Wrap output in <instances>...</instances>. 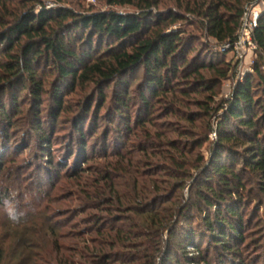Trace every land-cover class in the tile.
I'll list each match as a JSON object with an SVG mask.
<instances>
[{
  "label": "trees",
  "instance_id": "obj_1",
  "mask_svg": "<svg viewBox=\"0 0 264 264\" xmlns=\"http://www.w3.org/2000/svg\"><path fill=\"white\" fill-rule=\"evenodd\" d=\"M261 1L190 0L182 3L176 0L177 8L159 9L160 0H107L109 6L135 9V12L120 13L97 11L92 7L83 12L61 6L49 8L39 4L38 0H0V123L5 126L3 133L7 134L12 127L10 114L20 112L17 102L22 93L29 92L33 109L38 112L41 96L47 93L45 83L49 77L54 78L47 83L51 86L54 110L63 109V91L72 93L77 88L86 90L92 87L96 98L105 101V92L110 89L113 110L108 117L112 119L120 139L131 132L129 109L132 97L129 91L131 81L139 74L140 85L135 99L142 110L138 111L135 120L146 133L145 146L149 148L162 142L164 149L174 151L184 159L183 166L168 151L164 153L166 156L163 159L169 160L175 168L174 172L190 167L199 172L197 182L203 181L196 187L193 203L181 209L180 203L175 202L167 209L165 203H172L159 192L154 194L151 202L139 198L138 194L132 198L129 194H120L115 179L136 171L134 166L129 165L131 160L127 161V165H112V170L111 167L104 168L99 180L94 183L98 189L92 197L86 198L87 202L99 209L105 207L134 214L139 217L138 224L130 219L127 222L131 227L126 232L116 226L122 220H115V216L109 217L111 220L105 226L93 219L97 240L89 247L82 244L81 250L70 248L73 257L85 259L87 264L117 261L126 264L128 255L122 253L131 251L132 229H146L149 235L158 236L161 241L154 245L161 247L165 244L163 233L171 228L179 210L184 221L177 234L179 243L172 245L174 229H171L165 245L167 256L160 254L164 264H225L227 259L233 261L232 258L237 256L234 245L242 241L245 224L241 212L245 204L243 192L246 191L242 175L245 173L258 179V189L264 193V8L256 15L252 29L256 46L253 73L235 76L230 93L216 108H211V102L217 94L216 86L233 70L231 63L226 62L229 52L221 50L225 46L231 47L237 40L246 9ZM187 27H194L197 34L212 43L202 42L201 38L187 32ZM182 83L184 87L177 88ZM175 90H179L180 97L190 94L204 96L198 102L196 112L185 111L180 116L192 129L199 118H202L206 128H209L210 119L215 118L213 134L216 143L209 150L210 159L207 162L196 154V161L189 166L185 157L190 156L192 151L187 150V146L176 147L179 142L164 140L157 132L152 138L151 132L145 128L152 124L151 102L159 99L164 102ZM5 98L7 101H4ZM91 102L88 99L82 105L83 116L88 114ZM169 109L166 110L167 116H178L175 110ZM39 117V112L33 114L30 130L37 137L40 148L46 152L48 146L42 145L50 144V141ZM82 121L78 120L74 129L84 156L85 145L81 144L84 133L78 128ZM188 136L185 142L194 144L195 140L191 139L195 137ZM202 145H193V150ZM147 148L141 152H146ZM122 155L118 157L125 161ZM164 167L161 171L171 174L169 179H176L170 184L171 188L175 186L174 194L183 188L187 179L193 178L186 171L183 179H177L170 168ZM77 171L82 172L83 169ZM124 187L127 188L126 185ZM4 199L0 195L1 203ZM133 201L136 204H132ZM158 205L163 208L162 214L157 212ZM191 210L197 211L198 215L190 216ZM8 233H0V264H37L31 254L23 253L31 249L29 242L19 240L21 244L17 246H6ZM76 237L81 240L80 234ZM40 241L45 242L44 239ZM205 244L206 250H201ZM57 245L55 240L52 243L55 248L46 251L49 262L76 264L63 259L66 256L62 255ZM79 245L76 244L77 247ZM159 247L152 249L159 253ZM20 248L23 252H19ZM38 248L45 253V243ZM187 248L192 249L195 256H191ZM210 252L215 257L212 260L209 259ZM173 253L175 260L170 259ZM43 257L45 260V255ZM152 262L155 264L154 260Z\"/></svg>",
  "mask_w": 264,
  "mask_h": 264
},
{
  "label": "rangeland",
  "instance_id": "obj_2",
  "mask_svg": "<svg viewBox=\"0 0 264 264\" xmlns=\"http://www.w3.org/2000/svg\"><path fill=\"white\" fill-rule=\"evenodd\" d=\"M175 1L160 0L159 9L177 8ZM179 1L182 3L190 2V0ZM55 2H59V4ZM38 3L49 8L61 6L73 8L80 12L87 11L91 7L97 11L135 12L133 7L109 6L107 0H38ZM249 8L251 19L254 20L255 14L264 8V0ZM186 29L187 32H192L201 38L202 42L210 41L197 34L194 27H187ZM210 42L212 43V41ZM254 60L255 57L250 53L241 58L233 56L231 53L227 55L226 62L231 63L230 67L233 70L227 74L225 80L216 86L217 94L211 102V108H216L220 101L224 100L230 93L235 76L243 77L253 73ZM262 70L264 71V67ZM53 80L54 78L48 77L46 82L51 83ZM47 83H45V92L47 93L41 96L38 112L42 129L50 141V144H43L42 146L46 148L48 146V151L45 152V149H41L37 137L31 134L30 123L33 114L38 112L33 109L34 103L28 91L22 93L17 102L20 112L10 114L12 127L9 130L6 129L8 130L7 134L5 131L3 133L5 126L2 122L0 123V195L5 197L3 202H0V225L4 226V228L0 227V233L9 232L6 246L9 248L10 246H17V244H21L19 240L23 243L29 242L31 249L23 252V248H20L19 252H23L25 255L31 254L33 259H36L37 264H59L50 263L46 256L47 250L55 248L52 243L56 240L62 255L66 256L63 259L71 263L87 264L85 259L73 257L70 248L81 250L82 244L89 247L92 246L91 242L97 240L94 234L95 227L92 224L93 219L96 218L102 226H105L107 221L111 220L109 217L115 216V220H122L116 226L126 232L131 227L127 221L133 219L134 223L138 224L139 217L134 214H126L105 207L99 209L97 205L88 203L89 201L86 199L92 197L97 191L98 187L94 186V183L99 180L103 170L108 167H111L112 170V165H127L129 160H131L130 167L134 166L136 171H133L132 175L126 174L115 179L120 194H129L131 198L138 194L139 198H146L147 202H151L154 194L159 192L164 194V198L169 199L172 203L171 205L165 203L164 206L167 209L173 206L175 202L180 203L181 209L193 203L196 187L203 182H197L199 172L196 173L190 167H186L181 172H174L175 168L170 165L169 160L163 159L166 156L164 153L168 150L164 149L162 142L149 146V148L145 146L144 137L146 133L138 127L135 120L138 111L142 110L135 99L140 85L139 74L131 81L129 91L130 97H132L129 109L132 116L131 132L123 135L120 139L117 138L118 134L115 132L112 119L108 117L113 110L110 89L105 92V101L96 98L92 87H88L86 90L77 88L72 93L63 91L61 93L63 109L54 110L51 100V86H48ZM180 87H184L183 83L177 88ZM88 99L92 102L88 114L83 116L81 107ZM203 99L202 94L180 97L179 90H175V93L169 94L164 102L161 99L151 102L152 124L145 126L146 130L151 132L152 138L156 137L155 132H157L164 140L179 142L176 147L187 146V150L189 148L190 152L192 151L190 156L185 157L189 164L196 161V154L207 162L210 159L209 150L212 144L216 143V136L213 134L215 118L210 119L209 128L205 127L202 118L197 119L194 129L184 119L180 118L182 114L186 113L185 111L196 112L198 102ZM4 101H7L6 98ZM8 106L7 103V110H9ZM169 108L175 110L178 116H167L166 110H170ZM82 119L83 121L78 128H81L84 133L81 143L85 145L84 156L80 149L79 137L75 134L74 129L76 122ZM188 134L195 137L191 139L195 140L192 145L185 142L189 138ZM200 143L203 145L193 150V145ZM153 147L157 152L154 151ZM145 148H147L146 152L142 153L141 151ZM168 152L171 156L178 158L183 166L185 165L182 157H179L174 151ZM161 153L163 154L161 155ZM119 154H123L125 161L118 157ZM85 160L87 163H83ZM164 166L170 168L177 179H183V174L186 171L193 175V178L187 179L183 188L174 194L175 186L171 188L170 184L176 179L175 177L169 179L171 174L161 171L165 168ZM80 168L83 169L82 172L77 171ZM242 178L246 187V191L243 192L245 204L241 209L245 221L242 230L243 239L237 245L232 244L235 246L237 256L232 258L233 261L227 259L225 264H264V193L258 189V179L254 176L244 173ZM98 184L100 183L98 182ZM100 186L102 185L100 184ZM132 204L136 203L133 201ZM160 206L158 205L156 208L158 213L163 211ZM180 212L181 210L177 212L171 228L163 233L162 238L165 244L161 247L154 245L161 241L158 236H153V233L149 235L146 229H132L131 234L134 233V237L130 239V243L133 245L129 249L131 251L122 253L128 255L126 264H150L152 260L155 264H164L160 254L167 256L168 251L165 245L171 229H174L171 235L172 245L176 246L179 243L177 234L181 231L180 227L184 222L183 218H180ZM197 215V211L191 210L190 216L196 217ZM78 234L81 235V240L76 237ZM112 235L114 236V234ZM43 239L45 240V253H41V249L38 248L41 244L44 245L40 241ZM84 240L85 243H82ZM76 244H80L79 247ZM35 246L36 248H33ZM158 247L160 248L159 253L153 251L152 248L158 249ZM175 248L177 249V247ZM206 248V244L201 246V250H206ZM187 250L191 256H195L192 249L187 248ZM212 255L210 252V260L215 258ZM170 259L175 260L174 253L170 255ZM215 261L217 262L216 259ZM121 262L117 261L111 264H123Z\"/></svg>",
  "mask_w": 264,
  "mask_h": 264
},
{
  "label": "built area",
  "instance_id": "obj_3",
  "mask_svg": "<svg viewBox=\"0 0 264 264\" xmlns=\"http://www.w3.org/2000/svg\"><path fill=\"white\" fill-rule=\"evenodd\" d=\"M249 9L250 8L246 9V12L241 20V27L237 36V40L231 47L225 46L221 51H228L233 56L240 58L245 56V54L247 53H250L252 56H254V52L256 49L255 43L252 39L254 20L251 19ZM256 15L257 14H255V17Z\"/></svg>",
  "mask_w": 264,
  "mask_h": 264
}]
</instances>
